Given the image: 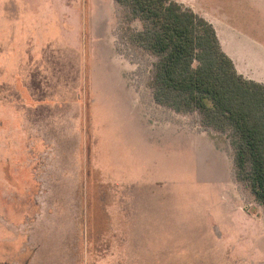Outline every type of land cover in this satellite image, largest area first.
I'll list each match as a JSON object with an SVG mask.
<instances>
[{
  "label": "rangeland",
  "instance_id": "rangeland-1",
  "mask_svg": "<svg viewBox=\"0 0 264 264\" xmlns=\"http://www.w3.org/2000/svg\"><path fill=\"white\" fill-rule=\"evenodd\" d=\"M179 1L264 44V0ZM142 29L117 0H0V264H264L236 137L155 100Z\"/></svg>",
  "mask_w": 264,
  "mask_h": 264
},
{
  "label": "trees",
  "instance_id": "trees-1",
  "mask_svg": "<svg viewBox=\"0 0 264 264\" xmlns=\"http://www.w3.org/2000/svg\"><path fill=\"white\" fill-rule=\"evenodd\" d=\"M143 22L136 41L157 56L155 100L178 112L201 110L203 122L230 129L236 164L264 206V83L246 78L223 50L216 29L178 0H117Z\"/></svg>",
  "mask_w": 264,
  "mask_h": 264
},
{
  "label": "crops",
  "instance_id": "crops-1",
  "mask_svg": "<svg viewBox=\"0 0 264 264\" xmlns=\"http://www.w3.org/2000/svg\"><path fill=\"white\" fill-rule=\"evenodd\" d=\"M240 1L242 2L245 0H240ZM185 5L192 7V5L190 4H185ZM195 11L198 12L197 10ZM198 13L204 16L208 21H210L213 24V26L216 29L223 50L232 58L239 73L243 74L246 78L264 83V73L259 71L256 72L253 69H251V66L248 65V63H250L249 62L250 59L246 49L243 47L240 49L234 47L231 40L236 39V40L245 41L246 45L247 44L257 45V48H260L263 52H264V44L258 42V39L255 38L256 36H254L252 33L248 31L245 32L243 30L245 28L242 27L241 24L237 23L236 20H233V18L230 20L226 17L220 19L219 17L210 16L207 15L206 13H200V12Z\"/></svg>",
  "mask_w": 264,
  "mask_h": 264
}]
</instances>
